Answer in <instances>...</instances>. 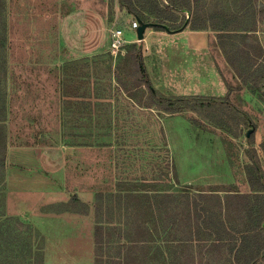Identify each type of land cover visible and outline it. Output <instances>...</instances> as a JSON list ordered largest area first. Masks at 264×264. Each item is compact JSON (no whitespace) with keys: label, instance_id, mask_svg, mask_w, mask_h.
<instances>
[{"label":"rangeland","instance_id":"rangeland-1","mask_svg":"<svg viewBox=\"0 0 264 264\" xmlns=\"http://www.w3.org/2000/svg\"><path fill=\"white\" fill-rule=\"evenodd\" d=\"M88 1L91 17L82 20V7L71 8L63 0L45 7L27 0H5V87L11 114L5 168L0 176V264H23L38 254L42 264H95L91 216L96 192H117L120 184H137L153 175L162 180L157 188L168 189L164 174L170 158L177 188L211 190L221 197L226 192H250L245 176L250 154L264 171L260 146L264 97L259 91V87L264 90V77L257 87L242 86L224 59L214 32L184 29L169 34L148 28L144 39L138 41L136 30L129 28L134 19L119 9L116 0L112 6L110 0ZM206 1L210 9L230 8L234 2ZM254 1L262 9L256 37L264 49V0ZM72 9L75 13L64 22L60 34ZM181 17L188 19L189 13H180ZM114 26L121 27L128 40L123 55L113 56L104 48V28L108 34ZM134 42L141 45L146 71L160 93L223 97L230 85L229 102L176 114L156 106L141 107L147 91L129 76L127 66L131 64L124 60L127 47ZM83 46L93 49L92 53L77 55ZM116 65L126 83V89L120 91L115 89L110 71ZM94 82H99L101 96L106 97L99 110L95 107L98 99L89 96ZM76 88L80 95L71 96ZM88 118L100 119L96 129L89 127ZM248 131L254 135L252 144ZM42 132L51 145L33 143ZM90 134L92 138L86 137ZM23 140H30V148H58L61 170L52 174L38 171L30 161L34 157L24 152L27 146H18ZM82 143L90 146L78 145ZM40 173L46 176L31 178ZM73 195L89 207L87 215L73 213L78 209L70 203ZM20 196L24 197L23 206L16 210L11 197ZM152 254L150 251L148 256ZM204 260L193 248L185 251L177 264H206Z\"/></svg>","mask_w":264,"mask_h":264},{"label":"trees","instance_id":"trees-1","mask_svg":"<svg viewBox=\"0 0 264 264\" xmlns=\"http://www.w3.org/2000/svg\"><path fill=\"white\" fill-rule=\"evenodd\" d=\"M110 1L112 6L115 0ZM116 1L120 10L138 24L151 25L149 28L154 31L169 34L184 29L214 32L224 59L235 71L242 86L257 87L258 81L264 77V49L256 37L258 15L262 9L254 0H234L230 8L219 6L216 9H210L206 0ZM5 5V0H0V176L5 168L7 123L11 114L5 87ZM178 13H189V17L179 18ZM127 49L124 60L126 64H131V67L127 66L129 76L134 77L139 82L137 86L144 87L148 95L141 107L151 105L167 114H176L187 109L201 110L215 106L217 102H229L230 85H227L228 90L223 97L160 93L153 87L146 71L141 45L134 42ZM110 68L115 89H126V83L120 78L121 67L116 65ZM75 83L79 84L77 81ZM92 85L94 87L88 90L89 96L101 98L99 82ZM259 91L264 97V90L259 87ZM70 94L74 97L80 95L78 88ZM87 104L90 105V102ZM101 105L96 102V110ZM86 120L91 129H96L100 123L98 118ZM249 136L252 144L253 132ZM41 137L44 138L37 141ZM86 137L93 136L90 134ZM35 138L34 144L52 143L43 132L36 134ZM30 143V140H23L18 146H28ZM78 145L90 146L86 143ZM260 146L264 155V139ZM249 157L250 162L245 165L250 189L248 194L226 192L221 197L211 190L204 193L177 188L172 158L164 174L169 183L168 189L157 188L162 180L153 175L150 180L142 178L137 184H120L117 192H96L91 216L94 223L95 264H154L155 260L161 264H177L184 252L193 248H197L206 264H261L264 261V171L255 155L250 154ZM126 186L128 188H122ZM70 203L81 209L73 210V213H89V207L76 195L72 196ZM150 251L153 254L148 256ZM41 258L38 254L32 261L23 260V264H42Z\"/></svg>","mask_w":264,"mask_h":264},{"label":"crops","instance_id":"crops-1","mask_svg":"<svg viewBox=\"0 0 264 264\" xmlns=\"http://www.w3.org/2000/svg\"><path fill=\"white\" fill-rule=\"evenodd\" d=\"M27 1H31L33 3L36 2L38 5H41L42 7L51 6L53 4L57 5V3H58V0H27ZM63 1H65L66 2L65 4L69 5L71 8H73L75 6L82 7V9H83L82 11L85 13L80 14L79 17L82 20L90 19L92 10L90 9L91 4L88 0H81V2H78L77 4L75 3L76 0H63ZM74 13H75V11L72 9V11L68 15H66V18L63 20L62 26L60 27V34H62V32H63L64 22L67 19H69L70 17H73L72 15H74ZM94 16H96V19L98 18V19H100V21L103 22V18L99 13L97 14L94 12ZM105 31H106V29L104 28L103 43L107 42V38H108V34ZM130 39H132V38H130ZM132 41H133V39H132ZM101 46H102V43H101ZM83 47H82V50H80V52L76 53L77 55L85 56V55L92 53L93 49H89L88 47H85V46H83ZM104 48H105V46H104ZM76 54L74 53L75 56H77ZM128 96L131 97L130 95H128ZM105 99H106V97L102 96L101 98L98 99V102L105 101ZM130 101L132 102V100H130ZM100 104H103V102H100ZM132 104H134V106H137V104L135 102L134 103L132 102ZM100 112H99V115H100ZM24 149H26L24 151V152H27L26 154H30L31 156L34 157L30 161L34 163V166L37 168L38 171H43L42 169H44L45 174H47L48 172L50 174H52V173H54V171L57 172V171L61 170L62 159L60 160V150L58 148H51L50 147V148H43L40 150V149L30 148L29 146H27ZM33 151H36L37 154H33ZM11 161H12V163H14V160H11ZM20 161L23 162V160H20ZM16 164L20 165V163H16ZM42 174L43 173H40L36 176H32L31 178L32 179H35V178L38 179L39 177H43V175H45V174H43V175ZM17 178H20V177L18 176ZM45 178H47V177H45ZM10 179L15 180V178L13 176H10ZM6 182H7V180H6ZM51 196L52 195H50V197ZM17 198L11 197L12 205L14 204L12 207L16 210L20 207V205L23 206V200H24V197H22V196H20V198L19 197H17ZM15 200H16V202H15ZM48 201H51V199L48 198ZM24 204H27V203H24ZM86 221L89 222L90 218Z\"/></svg>","mask_w":264,"mask_h":264},{"label":"built area","instance_id":"built-area-1","mask_svg":"<svg viewBox=\"0 0 264 264\" xmlns=\"http://www.w3.org/2000/svg\"><path fill=\"white\" fill-rule=\"evenodd\" d=\"M139 24L136 20L131 21L129 28L136 30ZM128 43L124 30L119 26H114L108 30V38L105 49L113 56L124 53L125 45Z\"/></svg>","mask_w":264,"mask_h":264},{"label":"water","instance_id":"water-1","mask_svg":"<svg viewBox=\"0 0 264 264\" xmlns=\"http://www.w3.org/2000/svg\"><path fill=\"white\" fill-rule=\"evenodd\" d=\"M149 27H151L149 24H139L138 28L136 29V38L138 41H142L144 39V33ZM250 133L251 132L248 131L246 136L249 137Z\"/></svg>","mask_w":264,"mask_h":264}]
</instances>
